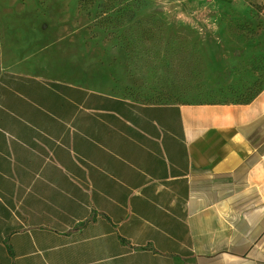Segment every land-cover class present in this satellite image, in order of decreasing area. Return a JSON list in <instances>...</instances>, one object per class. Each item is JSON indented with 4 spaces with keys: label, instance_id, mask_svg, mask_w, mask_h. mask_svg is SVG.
Returning a JSON list of instances; mask_svg holds the SVG:
<instances>
[{
    "label": "crops",
    "instance_id": "crops-1",
    "mask_svg": "<svg viewBox=\"0 0 264 264\" xmlns=\"http://www.w3.org/2000/svg\"><path fill=\"white\" fill-rule=\"evenodd\" d=\"M0 264H264V85L150 104L3 70Z\"/></svg>",
    "mask_w": 264,
    "mask_h": 264
},
{
    "label": "rangeland",
    "instance_id": "rangeland-1",
    "mask_svg": "<svg viewBox=\"0 0 264 264\" xmlns=\"http://www.w3.org/2000/svg\"><path fill=\"white\" fill-rule=\"evenodd\" d=\"M141 103L242 102L264 85V0H0V73Z\"/></svg>",
    "mask_w": 264,
    "mask_h": 264
}]
</instances>
